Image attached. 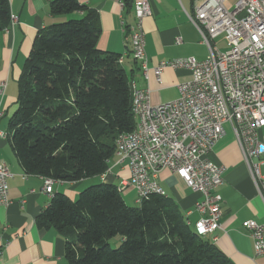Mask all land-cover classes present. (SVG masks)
Segmentation results:
<instances>
[{
	"label": "trees",
	"instance_id": "trees-1",
	"mask_svg": "<svg viewBox=\"0 0 264 264\" xmlns=\"http://www.w3.org/2000/svg\"><path fill=\"white\" fill-rule=\"evenodd\" d=\"M49 8L55 16L85 14L35 37L9 123L12 147L27 174L76 182L105 173L119 135L135 129L134 80L122 54L98 47L95 10L79 0H52ZM11 18L9 0H0V33ZM36 222L64 237L68 264H235L171 198L153 194L131 206L113 183L89 186L74 201L55 194Z\"/></svg>",
	"mask_w": 264,
	"mask_h": 264
},
{
	"label": "crops",
	"instance_id": "crops-1",
	"mask_svg": "<svg viewBox=\"0 0 264 264\" xmlns=\"http://www.w3.org/2000/svg\"><path fill=\"white\" fill-rule=\"evenodd\" d=\"M51 1L9 0L11 14L18 17V23L12 28L10 23L0 33V82L8 81L3 96H0V110L3 112L0 131L6 134L5 137L0 135V164L7 165L13 173L8 180L10 203L0 205V264H68L64 237L55 228L40 229L36 222L57 193H64L74 201L85 188L108 182L119 187L125 200L136 202L137 199L132 186L122 187L123 181L130 179L131 171L126 162L119 164L116 156L111 158V172L106 179L99 175L76 182H56L54 195L50 196L44 192L45 177L27 174L13 150L9 123L17 109L19 79L35 37L54 24L85 14L52 15ZM79 1L98 13L102 29L98 47L123 55L121 64L139 88L150 90L153 105L176 100L180 95L178 84L191 77L187 69L167 67L159 82L154 73L157 65L185 57L203 60L209 55L200 31L189 18L195 3L203 0H149L151 14L143 21L149 59L148 77L133 53L131 28L137 22L134 6L126 8L122 0ZM217 42L224 50L220 41ZM225 130V136L206 156L225 167L224 182L218 189L223 199L222 226L204 238L214 242L235 264H264V255L256 254L253 240L242 225L249 219L264 221V193L262 195L256 185L232 125L226 123ZM260 140L264 142V127L260 130ZM260 175L264 178V171L260 170ZM158 182L166 197L178 205L193 227L200 217L195 206L202 199L201 194L169 169L161 171Z\"/></svg>",
	"mask_w": 264,
	"mask_h": 264
},
{
	"label": "built area",
	"instance_id": "built-area-1",
	"mask_svg": "<svg viewBox=\"0 0 264 264\" xmlns=\"http://www.w3.org/2000/svg\"><path fill=\"white\" fill-rule=\"evenodd\" d=\"M137 13L136 44L139 53L144 54L148 77L143 21L151 14L149 0H137ZM189 18L200 31L209 55L203 60L185 57L162 61L154 68L159 82L167 67L187 69L191 77L178 84L180 95L176 100L158 105L152 104L150 90L142 88L141 133L119 135L115 156L119 164L126 162L130 168L131 177L123 181L122 187L136 190L139 205L156 192H164L158 182L164 169L200 193L202 199L195 206L200 217L194 225L208 235L222 226L223 199L218 189L224 182L225 167L206 156L225 136L226 123L232 125L256 185L264 193L259 169V157H264V142L260 140L264 127V0H203L195 3ZM16 23L18 17L12 14L11 28ZM220 36L227 42V49L218 46ZM7 85V80L0 82V96ZM0 135L5 137L4 132L0 131ZM144 163H151L152 174H145ZM110 172L109 167L103 179ZM11 177L13 173L7 165L0 164V205L10 203ZM56 182L62 181L44 178V192L53 196ZM242 225L253 240L256 254L264 255V221L249 219Z\"/></svg>",
	"mask_w": 264,
	"mask_h": 264
},
{
	"label": "bare ground",
	"instance_id": "bare-ground-1",
	"mask_svg": "<svg viewBox=\"0 0 264 264\" xmlns=\"http://www.w3.org/2000/svg\"><path fill=\"white\" fill-rule=\"evenodd\" d=\"M134 9H135L136 17H137V22L131 28V31H132L131 41H132V46H133V53L135 57L137 58V60L140 62L141 69L145 75L144 54L139 53L138 45L136 44V36H139V25H138L139 14L137 13V0L134 1ZM132 87H133L132 89L133 90V111H134L135 118H136V127L132 132H129L128 134H138V133H141V121L144 120V112L141 106L142 89L137 86L135 81L132 82ZM144 171H145V174H152L151 163H144ZM45 178L50 179V180H56L50 177H45ZM156 194L166 195L165 192H156ZM194 228H195L196 233L199 236L201 237L207 236V234L203 232V230L199 226L194 225Z\"/></svg>",
	"mask_w": 264,
	"mask_h": 264
},
{
	"label": "rangeland",
	"instance_id": "rangeland-1",
	"mask_svg": "<svg viewBox=\"0 0 264 264\" xmlns=\"http://www.w3.org/2000/svg\"><path fill=\"white\" fill-rule=\"evenodd\" d=\"M236 1L237 0H230V2H232V3H235ZM223 39H224V37L223 36H220L217 40H219L220 41L219 43L223 46L224 49H226L227 48V47H225L226 43H225V41ZM259 161H260V163H263L264 162V157L263 156H260L259 157ZM260 170L262 172L264 171V165H261L260 166ZM125 201H127V199ZM127 203L129 205H131V206H139V204H137L134 201L133 202L132 201H127ZM109 243L111 244V246L113 248H118L121 245V243H122V237L118 235V236L110 239L109 240Z\"/></svg>",
	"mask_w": 264,
	"mask_h": 264
}]
</instances>
